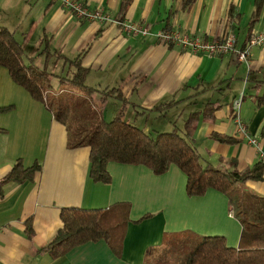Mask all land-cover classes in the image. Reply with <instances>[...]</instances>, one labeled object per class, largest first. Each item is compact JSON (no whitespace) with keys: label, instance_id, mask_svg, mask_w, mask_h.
<instances>
[{"label":"crops","instance_id":"0c3cea01","mask_svg":"<svg viewBox=\"0 0 264 264\" xmlns=\"http://www.w3.org/2000/svg\"><path fill=\"white\" fill-rule=\"evenodd\" d=\"M82 1L89 9L100 8L109 21L77 17L60 0H0V26L22 44L25 64L32 63L69 86L66 78L75 71L71 61L77 58L86 70L83 82L96 89L98 100L99 90L117 88L124 102L111 95L100 103L89 97L102 119L111 118L123 105V118L134 125L158 123L161 129L154 132L171 127L181 133L186 118L196 113L190 141L202 162L218 166L233 159L237 170L258 162L255 148L235 132L232 101L241 95L238 115L264 152L259 135L264 105L254 101L264 91V41L251 46L243 62L235 51L192 53L162 43L155 33L171 30L206 40L231 36L237 50L251 32L264 30V0L253 22V0H193L187 6L184 0H131L121 17L119 0ZM122 23L146 27L147 33L133 35ZM41 60H52L50 71ZM51 72L70 75L62 78ZM4 106L8 107L0 111V264H146L148 249L159 247L165 235L179 232L219 235L226 245L237 246L241 227L226 196L214 189L186 195L185 177L175 165L156 175L143 165L110 161L109 181L91 180L87 146H71L66 126L0 68V107ZM212 134L237 141L219 142ZM17 161L39 167L28 180H3ZM262 177L240 187L264 197V170ZM121 203L129 206V222L118 254L103 239L75 245L56 258L39 251L60 228L61 208L108 209Z\"/></svg>","mask_w":264,"mask_h":264},{"label":"trees","instance_id":"16d2710c","mask_svg":"<svg viewBox=\"0 0 264 264\" xmlns=\"http://www.w3.org/2000/svg\"><path fill=\"white\" fill-rule=\"evenodd\" d=\"M131 0H119L118 14L121 17ZM193 0H184L185 6ZM262 0H253L250 21L256 20ZM23 47L13 33L0 26V67L9 78L34 99L45 104L54 118L66 126L71 146L86 145L88 148V175L93 181L106 183L109 175L107 162L139 164L158 175L166 171L170 164L175 165L185 177V193L188 196L203 195L207 189H214L226 196L236 219L240 224V233L236 247L226 245L219 235L197 236L190 232L165 235L159 247L148 249L146 264H264V197L253 195L246 190L238 192L234 199L232 191L238 184L247 180H262L264 165L260 161L237 170L233 159L222 160L223 165L212 166L202 162L198 152L190 141L196 113H191L184 121L183 131L175 128L155 132V136L123 118V105L109 119H102L90 104L89 97L96 89L84 84L85 69L80 67L77 58L71 61L75 71L66 78L71 87L87 95V100L78 104L84 111V125H68L69 110L75 103L51 98L54 93L48 91L51 74L32 63L22 61ZM117 88L99 90L100 101L111 95L124 99ZM49 98L52 101L49 102ZM71 99V98H70ZM256 106L264 105V91L254 98ZM67 103V104H66ZM68 103L70 105H68ZM59 104L55 114L54 106ZM8 106L0 107V111ZM79 128V130H78ZM259 135L264 138V122ZM219 142L232 143L234 137L212 134ZM39 165L22 166L14 163L3 180L21 182L31 178ZM129 206L121 203L108 209L64 207L59 211L60 228L39 249L52 258L62 256L75 245L103 239L110 249L118 254L121 249L125 228L129 222ZM147 216H143L145 218ZM28 234L29 228L26 229Z\"/></svg>","mask_w":264,"mask_h":264},{"label":"built area","instance_id":"2783aa9c","mask_svg":"<svg viewBox=\"0 0 264 264\" xmlns=\"http://www.w3.org/2000/svg\"><path fill=\"white\" fill-rule=\"evenodd\" d=\"M60 2L65 9L72 12L77 17L96 20L99 23L109 21V16L101 11L100 8L89 9L87 4L82 0H60ZM121 26L123 30L133 35H145L147 33L146 27L132 23H122ZM155 36L164 44L174 43L192 53L200 52L209 55H217L235 51L237 60L245 62L249 55V48L253 45L261 44L264 41V30L260 32H251L243 47L237 50H234V38L231 36H224L216 40H206L198 36H187L171 30L157 31ZM240 100L241 95L232 101L235 132L239 137L244 139L247 144L255 148L258 161L264 165V152L261 150L259 142L257 139L248 135L246 126L238 115Z\"/></svg>","mask_w":264,"mask_h":264},{"label":"rangeland","instance_id":"374dc122","mask_svg":"<svg viewBox=\"0 0 264 264\" xmlns=\"http://www.w3.org/2000/svg\"><path fill=\"white\" fill-rule=\"evenodd\" d=\"M41 65L45 66V69L47 71L51 70V65H52V60L49 62L46 60V62H43L41 60ZM2 70H4L6 72V70L2 67H0ZM64 69H67V67L65 66ZM67 71V70H65ZM50 73V72H48ZM51 73H56V75H60L62 78L65 75H70L69 72H51ZM49 84L50 86L48 87L50 91H52V93H54L55 95H53L51 98L55 99L57 103L60 104V102L62 101H66L69 102L70 104L75 103L76 106L71 108L69 110V115H68V119H67V124L68 125H77L78 127L81 125L85 124V121L83 120V114L84 111L82 110V106H78V104H80L83 101L87 100V95H85L82 91H78L76 88L71 87L70 85H65L64 83L60 82L59 78L56 76H51L50 80H49ZM77 90V91H75ZM93 98L94 101H99L98 100V96L97 94L92 93L91 96ZM49 98V102L52 101V99ZM71 98V99H70ZM68 103V105H70ZM59 104H57L56 106H54L55 109V114L59 111ZM67 104V103H66ZM108 103L105 104V106H107ZM87 107L92 108L94 107L93 105H87ZM92 106V107H91ZM95 108V107H94ZM139 125L141 128H143L146 132L148 131L149 133H151L152 136H155V132L153 131V129H161V126L158 125V123H154V124H136ZM179 127H181V125H177ZM168 130L172 129L171 127L167 128ZM79 130V128H78ZM163 130V129H162ZM166 130V129H164ZM156 132H160V130H157ZM241 185L238 184L235 188L234 191H232L231 194V198L234 199L236 197V195H238L241 190H246L247 192H250L251 194L254 195V193H252L249 189L245 188V187H240ZM256 195V194H255Z\"/></svg>","mask_w":264,"mask_h":264}]
</instances>
